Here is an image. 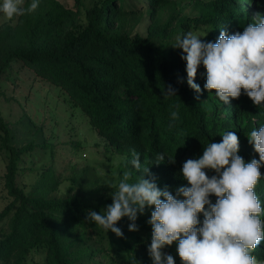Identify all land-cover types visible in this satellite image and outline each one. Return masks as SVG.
Segmentation results:
<instances>
[{
	"label": "trees",
	"instance_id": "trees-1",
	"mask_svg": "<svg viewBox=\"0 0 264 264\" xmlns=\"http://www.w3.org/2000/svg\"><path fill=\"white\" fill-rule=\"evenodd\" d=\"M185 1L190 12L178 9L176 0H93L88 7L75 0L74 9L58 0H39L33 13L0 23V83L17 64L58 88L70 110L123 158L114 174L116 189L125 171L131 172L129 183L143 175L129 163L133 150L157 186H167L173 195L188 186L183 163L202 157L204 147L221 142L229 131L238 136V155L246 163L259 160L248 137L264 126V103L255 105L243 90L237 99L220 101L214 90L204 89L202 64L194 81L201 92L196 93L187 84L183 50L174 47L188 32L213 43L222 30L229 36L242 33L257 13L264 16V0ZM31 3L24 0L23 7ZM144 8L149 25L142 36L133 29ZM168 85L176 95H165ZM0 99H9L1 88ZM173 111H178L176 121ZM14 136L0 110L7 199L0 210V264H32L34 257L40 260L35 264H153L148 220L154 206L138 214L137 231H129L127 217L118 221L123 237H117L87 220L88 210L103 214L112 203L108 185L94 168L62 177L54 169L51 143L15 145ZM160 154L164 161L158 160ZM260 171L255 192L264 208V164ZM210 199L215 203V196ZM199 219L202 224V213ZM177 247L173 242L162 251L171 255ZM253 255L264 261V240Z\"/></svg>",
	"mask_w": 264,
	"mask_h": 264
},
{
	"label": "clouds",
	"instance_id": "clouds-1",
	"mask_svg": "<svg viewBox=\"0 0 264 264\" xmlns=\"http://www.w3.org/2000/svg\"><path fill=\"white\" fill-rule=\"evenodd\" d=\"M39 0L23 7L24 0H3L0 12L8 19L31 14ZM243 32L228 35L221 31L218 42H205L192 32L177 37L174 48L183 50L186 61L187 84L196 93L201 89L195 77L202 64L206 69L204 89L215 91L220 101L237 99L241 91L259 106L264 103V16L257 13ZM165 95H176L168 85ZM198 99V97H197ZM179 118L171 113L172 121ZM249 143L259 154V160L245 162L238 155L239 138L235 132L222 135L219 143L204 147L199 159L183 163L181 174L188 186H180L173 195L167 186L160 189L149 167L140 163V154L134 150L129 161L132 168L143 171L138 181L129 183L131 172L125 171L106 210H88L87 220L95 222L117 237L123 232L116 223L127 217L132 223L129 231H137L135 221L146 207L154 206L148 223L152 226V241L148 249L153 264H175L172 255L161 249L178 242L177 252L182 264H264L253 252L264 240V208L255 192L264 164V126L253 130ZM158 160L164 161L163 154ZM174 163V159H169ZM159 164V163H156ZM205 169L216 175L209 177ZM146 176L151 179L145 178ZM210 196H215V203ZM203 214V221L199 215Z\"/></svg>",
	"mask_w": 264,
	"mask_h": 264
},
{
	"label": "rangeland",
	"instance_id": "rangeland-1",
	"mask_svg": "<svg viewBox=\"0 0 264 264\" xmlns=\"http://www.w3.org/2000/svg\"><path fill=\"white\" fill-rule=\"evenodd\" d=\"M58 1L66 8H75V0ZM92 1L82 0L83 6L88 7ZM176 1L178 9L190 12V2ZM2 2L3 0H0V4ZM143 12L145 15L135 26L133 33L145 36L149 25L148 8H144ZM7 19L0 12V23ZM0 88L9 98L0 99V110L15 135V145H26L31 141L51 143L56 174L68 177L74 172L81 173L88 168H94L108 185L107 194L111 197L117 182L114 174L123 158L113 154L105 140L96 134L83 116L70 110L58 88L17 64L6 71ZM48 158L49 151L45 156V159ZM4 166V158L0 155V210L7 203L1 181L5 173ZM161 252L163 253L162 249ZM171 255L176 264H182L177 250L174 249ZM34 262L39 263V257H34ZM34 262L32 264H35Z\"/></svg>",
	"mask_w": 264,
	"mask_h": 264
}]
</instances>
